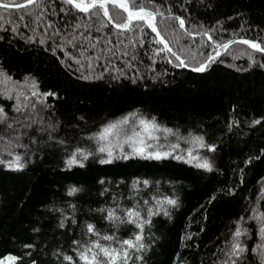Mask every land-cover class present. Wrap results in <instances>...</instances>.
<instances>
[{"label": "trees", "instance_id": "obj_1", "mask_svg": "<svg viewBox=\"0 0 264 264\" xmlns=\"http://www.w3.org/2000/svg\"><path fill=\"white\" fill-rule=\"evenodd\" d=\"M126 1L132 12L163 13L157 31L186 69L159 51L146 24L116 28L127 16L114 6L108 17H82L64 0L23 13L0 8V85L18 93L0 98V260L88 264L83 253L112 264L99 244L118 253L115 264H228L238 239L246 248L239 264H264V56L234 45L191 72L230 40L264 48V0ZM141 121L171 135H161L168 155L134 154ZM111 125L128 132L122 153L106 157L96 138ZM205 161L210 170L196 166Z\"/></svg>", "mask_w": 264, "mask_h": 264}, {"label": "snow or ice", "instance_id": "obj_2", "mask_svg": "<svg viewBox=\"0 0 264 264\" xmlns=\"http://www.w3.org/2000/svg\"><path fill=\"white\" fill-rule=\"evenodd\" d=\"M65 3L69 4V5H73L75 9L79 10L80 12H83V13H88L90 9H92V15H95L97 17H99L100 15V11L103 12V16L104 17H108L109 15V11H108V7H107V4L109 3V0H91L90 3H87L85 4L83 2V0H80V2H77V0H64ZM117 2L118 0H112V3H113V6L115 7L117 5ZM28 3L29 4H33V3H36L37 6H38V0H28ZM12 5L11 4H0V8H4V9H8L10 8ZM19 6V5H17ZM120 8H122L125 12L128 13V17H127V22H121V23H118L115 25L116 28L118 29H125V30H129V31H132L133 29H139L140 25H139V21H145L148 25V27L151 28L152 32H155L157 34V36H160V33L159 31H157V27L155 26V18H156V15L159 14L161 16H163V13H153V12H146L144 11L143 7H140V10L137 11V12H132V11H129L128 10V6L124 3H119L118 5ZM134 7L136 6V4L134 3L133 5ZM23 17H21L22 19ZM168 19H175V20H178L179 21V25H180V28L183 29L184 28V25H185V22L183 19H181L180 17H171L169 16ZM133 20H136L137 23L135 25L132 24V21ZM77 27H79V25H77ZM99 30V29H98ZM188 35H192L191 33H187ZM204 35H208L207 33H204ZM209 40H211V36L208 37ZM157 43H160V44H163L164 47L162 49H160L159 51H167L169 53H171L177 60H180V57L179 55H177V53L173 52L172 51V48H170L168 46V43L163 39V38H160L158 41H156ZM233 43H237V41H228L227 43L223 44V45H217V48H220L222 47L223 49H225V51H227V49L229 48V46ZM239 43H243V44H246V45H249V47L259 51V52H264V48H261L259 44L257 43H252L251 41H248V40H241L239 41ZM115 54V53H113ZM220 55V52L219 51H216L214 55H210L209 56V60L210 61H214L216 59L217 56ZM252 53H249V56H251ZM77 63H79V61H77ZM181 65L184 64L183 60L180 61ZM206 67L207 65H201L199 68H195L193 69V71H204L206 70ZM0 94H3V95H7V97L9 99L12 98V96L8 93V90L5 89V91L3 93H0ZM16 111L17 112H22V109L19 105L16 106ZM7 122V116L6 114L4 113V110L2 107H0V123H6ZM127 121L125 120L124 123H126ZM16 123H20V120H16ZM141 123L143 124L144 121H141ZM254 123H260L259 120H256ZM8 128H12L13 131H16L15 128H13L12 124H8L7 125ZM116 127V125H111L109 128L105 129V133L109 132L111 130V128H114ZM19 137H16V139H18ZM105 136L104 135H101L100 139H104ZM0 141H3V136H0ZM9 146H10V142H9ZM201 146H203L201 144ZM210 151H214L215 149L213 148H209ZM101 152H104L105 149L104 148H101L100 149ZM134 154H138V155H141V156H144V158H156V159H159L161 158L159 154H156L155 156H153V154H148L147 156H145L144 154V151L143 149H139V150H136L134 149ZM9 155H11V153L9 152ZM108 155L111 157L112 153L109 152ZM165 155H168L167 153ZM189 155H191V153H189ZM87 157H85L86 159ZM124 158H128V157H124ZM179 158V157H177ZM19 160V157H16V161ZM102 163H110L111 160H108V161H101ZM188 163H191V160L187 161ZM0 163H4L3 160H0ZM15 163V161L13 162ZM77 163V160L75 157H73L72 159H70L68 161V164L69 165H72V164H75ZM19 166V165H18ZM197 167H201V168H206V169H209L210 170V165L207 163V161L203 162V163H198L196 165ZM9 167H12V164H9ZM145 184H147L148 182L147 181H144ZM76 189H73L71 192H69V195H72L73 192H75ZM169 205H175L176 201L175 200H167L166 201ZM129 217H132V216H136L138 217L140 215L139 212H129L128 213ZM110 218L112 216V214L110 213L109 214ZM243 219V218H242ZM130 223H135V221L133 220H129ZM147 223V221H146ZM136 227L137 228H141L142 225L140 224H136ZM88 231L89 232H93L94 231V228L92 225H88ZM242 230L241 229H237L235 231V237L236 238H239L241 235H242ZM260 235L262 238H264V227H261L260 228ZM103 239L105 240H112L113 237L111 236H105L103 237ZM135 240L138 242L141 240V236L139 234H137L135 236ZM123 244L127 245L129 248H132L134 247V244H133V241L132 240H124L123 241ZM96 247L97 248H100V251L103 252L104 256L106 257H111L112 258V264H115V259H116V256L118 255V253L115 252V250H109V249H106V248H102L99 244H96ZM140 248H143V245L140 244L139 245ZM89 251H91V249H89ZM246 251V248L243 247L241 245V243L238 241V239L232 244V247H231V250L227 253L228 255V264H239L240 262V259L242 257V255L244 254V252ZM124 256L127 257L128 256V253L125 252L124 253ZM65 260H68V261H72V257L70 256H65L64 257ZM80 259L81 260H85V261H88V264H92V261H90L88 259V256L81 253L80 255ZM9 261H12L14 262L16 260L15 257H9L8 258ZM92 260H96V256L94 255L92 257ZM0 264H3V262H0Z\"/></svg>", "mask_w": 264, "mask_h": 264}, {"label": "rangeland", "instance_id": "obj_3", "mask_svg": "<svg viewBox=\"0 0 264 264\" xmlns=\"http://www.w3.org/2000/svg\"><path fill=\"white\" fill-rule=\"evenodd\" d=\"M120 10L124 11L123 9H120ZM219 52L221 54V51H219ZM4 85L5 86L0 85V93H3L5 91V89H7L8 93L12 96L11 99H14V100L16 99V101H17V97H18L17 94L18 93H17V91H15V90H17V88L15 89L13 87H10L9 85H6V84H4ZM0 98L1 99H6V100H10L7 97V95H3V94H0ZM22 106H21V108H22ZM23 111H24V109H23ZM28 116H31V115L22 116L21 118L24 119V117L27 118ZM134 126H135V128H134L135 130H133V131L136 132V135L133 137L132 141H135V144L137 146V147H135V149L136 150L143 149L145 156H147L148 154H153V156H155L156 154H159L160 157H163V155L165 153L163 152L164 153L163 154V153L160 152L162 149H164V146H162L163 145V141H162L161 135L162 134L166 135V137L171 136V135L166 133V132L164 133L162 130L156 128L152 124L145 123V122L143 124L141 122H138ZM6 128L8 130L11 129V128H8L7 126H6ZM127 132L128 131H126V127L123 128L122 126H118V125L116 127H114V128H111V130L109 132H107V133H105V131L102 132L99 135V137L96 138V141L101 143V144H104V147H102V148H104L105 151L101 152L100 151L101 148H100L99 152L100 153H106L107 154L106 157L109 156L108 155L109 152L112 153V155H111L112 157L117 156L118 153H122L121 152V147L122 146H120V143H121L120 141L123 140V136ZM131 133H129V135ZM101 135H104L105 138L104 139H100ZM127 142H128L127 141V137H124V143L122 142L123 145H125ZM107 145L109 146V149L107 148ZM130 147H132V146H130ZM201 147H202L201 144L199 146H196L195 147V151H198ZM8 258L9 257H6L5 259L0 260V262H3V264H15L16 261H14V262L9 261Z\"/></svg>", "mask_w": 264, "mask_h": 264}, {"label": "water", "instance_id": "obj_4", "mask_svg": "<svg viewBox=\"0 0 264 264\" xmlns=\"http://www.w3.org/2000/svg\"><path fill=\"white\" fill-rule=\"evenodd\" d=\"M39 1H40V0H38V2H39ZM119 3H124V4H126V5L128 6V10L130 11L129 3H128L126 0H118L117 5L115 6V7L119 8V9H122V8H120V7L118 6ZM0 4H4V3L0 1ZM36 5H37L36 3L29 4V3L27 2V3H25V4H23V5H20V6H11V7L8 8V9H4V8H1V9H4V10H6V11H10V12H14V13H23V12H27V11L33 9ZM69 6H70V7H71V8H72L77 14H79V15L82 16V17H87V16H89V15L92 13V11H93L92 9H90L88 13H83V12H80L79 10L75 9L73 5H69ZM107 6H113L112 0H109V3L107 4ZM124 12H125V11H124ZM125 14H126V16L128 17V13L125 12ZM132 22H137V21H136V20H133ZM138 23H144V24H146V26L148 27V25H147V23H146L145 21H139ZM148 28L151 30L150 27H148ZM186 29H187V25H186V23H185L183 30H186ZM151 32H152V30H151ZM152 34L155 36L156 41H158V40L160 39V36H157V34H156L155 32H152ZM203 37H204V36L192 37V39H201V38H203ZM241 40H248V41H251L252 43H257V42H255V41H252V40H249V39L233 40V41H237V43H233V44H231V45L229 46V48L227 49V51H225V49H223L222 47L217 48L218 51H222V54H220V55L217 56L216 58H219L220 56L226 54V53L230 50V48H231L232 46H234V45H243V46H248V47H249V45H246V44H243V43H239V41H241ZM158 44H159L162 48L164 47L163 44H160V43H158ZM257 44H259V43H257ZM259 45H260V44H259ZM260 47H261V46H260ZM250 48H251V47H250ZM251 49H252L254 52H256V53L261 54V55L264 56V52H259V51L255 50V49H253V48H251ZM170 54H171V53H170ZM171 55H172V54H171ZM176 60H177V59H176ZM181 60H182V59L180 58V60H177V61L180 63ZM210 62H211V61L208 60V62L205 64V65H207L206 69L208 68ZM180 65H181V63H180ZM181 67H182V69H186L184 64L181 65ZM204 71H205V70H204ZM204 71H191V72H192V73H195V74H201V73H203Z\"/></svg>", "mask_w": 264, "mask_h": 264}]
</instances>
